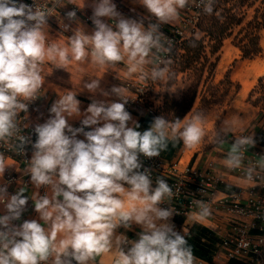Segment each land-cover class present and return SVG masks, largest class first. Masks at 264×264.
<instances>
[{
  "label": "clouds",
  "instance_id": "1",
  "mask_svg": "<svg viewBox=\"0 0 264 264\" xmlns=\"http://www.w3.org/2000/svg\"><path fill=\"white\" fill-rule=\"evenodd\" d=\"M59 2L52 0V7L37 5L33 10L19 0H0V141L18 131L16 117L28 109L22 101L34 100L41 89V65L45 61L57 62L63 68L70 58L84 63L90 56L101 68L126 62L132 73L145 64L153 48L160 47L158 25L145 30L143 21L124 18L112 0L94 4L95 31L91 35L80 29L70 37L69 46L47 44V19ZM140 2L157 21L168 23L178 17V9L184 8L187 0ZM206 10L211 12V8ZM67 17L74 20L75 11L68 12ZM102 17L115 20V25L104 23ZM68 27L64 25L65 30ZM157 76L163 79V70L153 71L154 81ZM99 84V79H93L84 88L95 92ZM112 92L120 102L94 101L88 106L81 123L95 126L92 130L68 124L66 117L80 114V101L72 92L60 96L50 109L54 115L36 126L28 173L37 189L47 186L51 195L37 193L38 198L33 199L43 223L26 220L16 226L12 222L20 219L28 197L23 189L8 196L6 188H0V203L7 210L0 215V264H42L50 258L52 264H72V260L87 264L112 250L118 227L130 228L132 224L143 231L135 241L117 237L115 264H194L191 246L168 222L175 210L159 207L165 198L171 199L172 188L163 178L153 187L150 173L140 171L139 157L159 156L169 140L179 139L188 148L197 147L205 135L204 118L197 113L182 124L180 119L169 123L160 116L141 132L138 123L129 126L132 117L125 109L126 90L113 87ZM80 133L85 140L77 139ZM19 139L21 150L26 138ZM245 145H255L252 136L238 138L231 145L228 168L241 167V148ZM260 166L264 168V162ZM5 168L0 156V175ZM246 177L252 180L251 170ZM195 204L199 209L192 214L195 219L211 215L209 205L202 201ZM125 244L131 245L127 251L122 247Z\"/></svg>",
  "mask_w": 264,
  "mask_h": 264
},
{
  "label": "rangeland",
  "instance_id": "2",
  "mask_svg": "<svg viewBox=\"0 0 264 264\" xmlns=\"http://www.w3.org/2000/svg\"><path fill=\"white\" fill-rule=\"evenodd\" d=\"M209 8L211 12L206 10L202 16L185 7L184 19L176 26L185 37L197 39L188 42L191 53L183 48L178 53L172 52L175 45L160 37V46L169 50L167 60L159 66L158 52L153 48L145 64L132 72L129 81L134 89L146 83L142 87L144 101L169 123L180 119L183 124L186 118L202 115L205 135L200 144L188 148L180 140L184 160L200 153L228 156L241 132H257L258 136L264 132V100L254 104L249 99L255 86L254 99L264 94L259 81L263 78L264 83V0H218ZM200 17L202 25L193 32ZM256 20L262 24L249 25ZM256 35L261 50L254 54ZM244 50L249 55L244 56ZM155 68L157 73L163 70V79L159 76L155 81L152 79Z\"/></svg>",
  "mask_w": 264,
  "mask_h": 264
},
{
  "label": "built area",
  "instance_id": "3",
  "mask_svg": "<svg viewBox=\"0 0 264 264\" xmlns=\"http://www.w3.org/2000/svg\"><path fill=\"white\" fill-rule=\"evenodd\" d=\"M212 1L194 0L187 8L201 13V10L208 7ZM19 2L32 6L33 10H35L37 5L52 7V0H19ZM60 2L56 5L53 15L48 17L47 21L50 19H61L67 15L68 12L60 7ZM71 11H75L78 14L82 12V9L78 6H73ZM92 16L91 12L84 14L86 21L92 20ZM155 24L163 23L156 22ZM172 31L183 34V31L176 26H172ZM160 34L161 38L169 41V45L173 46L176 44L172 36H166L161 32ZM156 50L158 52L157 64L162 66L169 57V50L164 46H160ZM153 71H156V68ZM127 85L130 88L134 87V84L131 82H128ZM144 86H146V83L136 89H132L137 93V102L140 103V106L147 113L154 114V121V118L160 116L155 114V110L144 101L142 96L144 93L142 87ZM39 91L36 93L34 100L22 101L27 103L28 109L27 111L19 112L16 117L15 123L18 129L16 134L11 138L0 141V156L3 157L4 162L7 157H15L21 164L26 166L24 174H19L7 168L3 175H0V188H6L7 194L11 192L13 195L21 189L32 185L28 168L34 152L32 145L37 139L35 128L40 124L31 122L30 113L32 107L39 100ZM132 103V99H128L125 107H130ZM81 122L82 120L69 125L73 128L84 127ZM84 131H88V127H84ZM66 134L71 135V133ZM22 136L26 138V142L20 150L18 147L21 143L19 137ZM249 136H252L255 143H257L256 147L253 148L251 145L243 146L241 148V167L231 169L233 174L243 178H247L246 172L251 170L253 177L251 181L256 184L248 188L242 186L224 188L223 184L225 180L223 176L217 175L211 170H199L190 164L182 167L180 161L169 160L161 152L159 156L151 158L141 154L139 157L142 164L140 171L147 170L150 173L153 187L156 186L158 178H163L169 184L172 188L173 196L171 199L165 198L159 207L162 209H174V216L185 215L188 217L193 212H198L199 209L195 204L196 201H202L209 205L211 214L218 210L224 211L227 214L231 228L226 234H216L219 239L214 244L215 257H224L229 262L237 259L247 264H264V168L260 166V163L264 161V132L259 136L251 131L241 132L238 138ZM77 139L85 140L86 138L80 133L77 135ZM48 188L47 186L41 187L43 195L48 193ZM13 222H17V220ZM254 229L257 230L256 233H253ZM174 230L184 237L190 235V227L185 223L176 226ZM126 238L131 241V238ZM129 245L125 244L122 247L125 248ZM194 257V264H214V262H210L204 258L195 255ZM42 264H52V258L47 262H42ZM72 264H77V262L72 260Z\"/></svg>",
  "mask_w": 264,
  "mask_h": 264
},
{
  "label": "crops",
  "instance_id": "4",
  "mask_svg": "<svg viewBox=\"0 0 264 264\" xmlns=\"http://www.w3.org/2000/svg\"><path fill=\"white\" fill-rule=\"evenodd\" d=\"M191 0H187V3ZM98 0H62L60 2V7L67 12L71 11L73 6H78L82 9L81 13L76 14L74 20H70L67 15L61 19H55L47 23L48 27L45 29L46 33V43H58L62 46H69V39L74 34L76 30L83 29L86 34L91 35L95 31V25L93 20L86 21L84 14L86 12H91L93 14L94 4ZM116 5V10L124 17L128 19H134L138 22L143 21L144 28L148 30L149 26L152 25V20L157 21V19L152 16L148 11L143 7L140 0H112ZM185 4L187 8L188 4ZM185 7L178 9L179 15L177 18L169 21L168 23H163L169 26L181 25L182 20L184 19L183 13ZM101 20L110 25H115V20H112L108 17H102ZM159 22V21H158ZM64 25H68V30L64 29ZM63 28V29H62ZM41 75L44 77V83L39 91V100L32 107L30 113L31 122L43 124L52 114L50 109L55 101L59 99L60 96L66 95L69 92L76 94V98L80 101V114L73 115L71 117H66L68 124H73L77 121L83 120L86 115V110L88 106L94 102H120V97L116 96L112 92L113 87H122L126 90V96L128 99H132L133 103L130 107H125V109L130 113L132 120L129 121V126L133 122H136L140 125L137 129L138 131L143 132L145 129L144 117H146L147 112L140 106L138 101L137 93L134 89L128 87V82L131 79V74L128 71V66L126 62H118L113 65H108L104 68H101L91 62V58L86 60L84 63H79L74 60L64 66L63 68L58 65L57 62L45 61L41 65ZM138 70V69H137ZM93 79H99L100 84L99 88L95 92H90L88 89L84 88L85 83H91ZM99 126H102L99 125ZM151 126V125H150ZM91 126L88 127V131L92 129ZM257 136V132H254ZM85 138V137H84ZM176 141H180L177 139ZM257 143L253 146L256 147ZM174 144L167 146L166 154L168 159L172 161H180L185 167L187 164L197 167L199 170L206 171L211 170L217 175L223 176L225 183L223 184L224 188L232 187H250L256 183L233 174L231 169L226 166V161L228 156L221 154H207L204 155L200 153L196 157L192 156L189 159L184 160V155H181L183 151V145L179 147H174ZM264 162V161H262ZM6 168H10L12 171L19 174H24L26 171V166L21 164V162L15 157H7L5 161ZM4 170V171H5ZM3 175V174H2ZM127 187V186H126ZM24 195L28 197V202L25 206L22 215L17 222H12L14 225L19 226L24 221L37 220L40 223L39 214L35 211L33 199L38 198L39 195H43L41 187L37 189L32 183L30 187L23 189ZM49 196L51 195V189L48 188ZM8 196H11L12 193H8ZM7 212L3 203H0V215H5ZM196 213V212H193ZM192 213V214H193ZM188 216L187 218L177 217L175 219L174 214L172 215L171 224L176 226L185 223L189 226L193 224H200L206 226L212 233V238L216 242L219 237L216 234H226L231 228L230 220L227 214L224 211L218 210L212 213L209 217L203 220H197L193 215ZM184 221V222H183ZM143 231L142 227L139 228L136 224H132L130 228H124L123 226L118 227L115 230L114 236L112 238L113 248L110 252L103 253L99 256H96L94 260H90L87 264H115V259L117 256V237L124 238L129 237L131 241L139 239V234ZM131 245L124 248L127 251V248ZM214 264H232L224 257L214 256Z\"/></svg>",
  "mask_w": 264,
  "mask_h": 264
},
{
  "label": "trees",
  "instance_id": "5",
  "mask_svg": "<svg viewBox=\"0 0 264 264\" xmlns=\"http://www.w3.org/2000/svg\"><path fill=\"white\" fill-rule=\"evenodd\" d=\"M217 1L218 0H213L208 7H206L203 10H201V15L203 16V14L205 13L206 9H208L209 7H213V5ZM201 20H202V18L200 17L199 21L197 22L196 28L193 30V32H196L197 29H199V27L202 25L201 24ZM241 22L242 21H238L239 24ZM253 23H256L257 26H260L262 24L261 21L256 20L254 22L253 21L249 22V25H252ZM156 25H158V29H159V31L162 34H164L166 36H172V38H174V41H175L176 44H175V46L172 47V49H171L172 52L178 53L179 52L178 50L181 49V48L186 50V52L187 51L189 53L192 52V50L189 48L191 45L188 42L196 41L197 39L194 36H190V37L187 38L183 34L173 32L172 31V26L165 25V24H156ZM220 41H222V39ZM258 41H259L258 35H256L255 39L253 40V42L255 44V52H254V54H257L261 50V47H260ZM183 43L184 44L186 43V46H181V45H183ZM242 47H245V45H243ZM215 49L217 50V47ZM247 55H249V54H247L246 51L244 50V56H247ZM259 81H260V83H262V85L264 87L263 78H260ZM256 89H257V87L255 86L250 91L249 99H252L254 104H260L264 100V94L259 96V97H257L256 99H254L253 97H254V94L256 92ZM155 114H157V113L155 112ZM262 115H264V113H262ZM153 117H154L153 113H147L146 117L143 118L144 119V123H145V129L144 130H147V129L150 128V125L153 122ZM171 144H174V147L176 148V147H179L182 144V142L181 141H176V140L175 141L169 140L168 141V146L171 145ZM161 153L166 158H168V155L166 154V150L161 151ZM174 217H175V219H177V217H181L182 219L183 218L184 219L187 218V216H185V215H176ZM189 227H190V235L185 237V239L187 240L188 245L191 246L192 251H193V255L201 257V258H204V259H206V260H208L210 262H213V259H214V256H215L216 252H215V245H214L215 241L212 238L211 231L206 226H203V225H200V224H197V223L193 224V225H191ZM256 232H257V230L254 229L253 233H256ZM230 263H232V264H247V263H245V262H243L241 260H237V259L231 260Z\"/></svg>",
  "mask_w": 264,
  "mask_h": 264
}]
</instances>
